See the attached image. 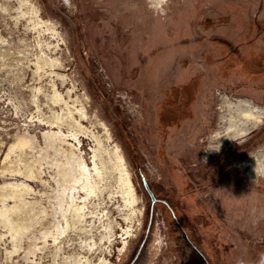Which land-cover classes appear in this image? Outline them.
<instances>
[{"label": "rangeland", "instance_id": "374dc122", "mask_svg": "<svg viewBox=\"0 0 264 264\" xmlns=\"http://www.w3.org/2000/svg\"><path fill=\"white\" fill-rule=\"evenodd\" d=\"M222 98L264 105V0H0V264H190L167 204L259 264L264 118L211 155Z\"/></svg>", "mask_w": 264, "mask_h": 264}, {"label": "bare ground", "instance_id": "6f19581e", "mask_svg": "<svg viewBox=\"0 0 264 264\" xmlns=\"http://www.w3.org/2000/svg\"><path fill=\"white\" fill-rule=\"evenodd\" d=\"M221 107L223 113L219 122L223 125L221 128L223 135L217 146L210 149L211 155L247 136L262 123L264 118V105L255 106L248 100L222 98ZM208 155L206 153V156ZM242 166L248 169L247 174L252 180L258 175L264 177V145Z\"/></svg>", "mask_w": 264, "mask_h": 264}, {"label": "flooded vegetation", "instance_id": "af4514ba", "mask_svg": "<svg viewBox=\"0 0 264 264\" xmlns=\"http://www.w3.org/2000/svg\"><path fill=\"white\" fill-rule=\"evenodd\" d=\"M166 206V209L168 210L170 216H171V219L173 221V224L177 226V228H179L178 230L180 231L181 233V236H182V239H184L189 245L193 246V242L191 241V238L189 236V233L182 227L180 226V222L179 220L177 219L176 215H175V212L173 211L172 207L167 204L165 205ZM197 252L201 255V253L198 251V249L193 246ZM205 261V260H204ZM205 264H207V262L205 261Z\"/></svg>", "mask_w": 264, "mask_h": 264}, {"label": "crops", "instance_id": "0c3cea01", "mask_svg": "<svg viewBox=\"0 0 264 264\" xmlns=\"http://www.w3.org/2000/svg\"><path fill=\"white\" fill-rule=\"evenodd\" d=\"M182 246L185 253V256H189L190 260L193 262L190 264H205L204 258L200 255L197 250L189 245L184 239H182ZM188 259V258H187Z\"/></svg>", "mask_w": 264, "mask_h": 264}, {"label": "water", "instance_id": "95a60500", "mask_svg": "<svg viewBox=\"0 0 264 264\" xmlns=\"http://www.w3.org/2000/svg\"><path fill=\"white\" fill-rule=\"evenodd\" d=\"M259 264H264V258L261 260V262Z\"/></svg>", "mask_w": 264, "mask_h": 264}, {"label": "clouds", "instance_id": "9594fccd", "mask_svg": "<svg viewBox=\"0 0 264 264\" xmlns=\"http://www.w3.org/2000/svg\"><path fill=\"white\" fill-rule=\"evenodd\" d=\"M261 255H264V253H262ZM238 264H242V262H239V261H238Z\"/></svg>", "mask_w": 264, "mask_h": 264}]
</instances>
